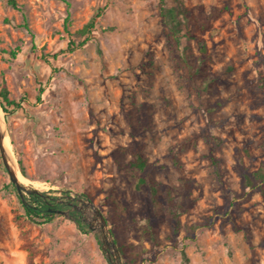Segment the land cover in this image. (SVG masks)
Wrapping results in <instances>:
<instances>
[{"label":"rangeland","instance_id":"374dc122","mask_svg":"<svg viewBox=\"0 0 264 264\" xmlns=\"http://www.w3.org/2000/svg\"><path fill=\"white\" fill-rule=\"evenodd\" d=\"M16 1L0 87L21 181L92 201L125 264H264V0H164L179 37L160 0ZM18 196L0 156V264H110L89 213L38 224Z\"/></svg>","mask_w":264,"mask_h":264},{"label":"water","instance_id":"95a60500","mask_svg":"<svg viewBox=\"0 0 264 264\" xmlns=\"http://www.w3.org/2000/svg\"><path fill=\"white\" fill-rule=\"evenodd\" d=\"M4 113L5 111H3L0 104V156L2 163L7 171L9 180L14 185L20 198L24 197V192L41 194V191L39 189H37L36 187H30L19 179L17 163L13 159L10 149H7L4 143L5 136H7ZM67 197L70 199L68 204L71 207H75L78 211L90 214L89 218L81 217V220L86 221L89 225V228L97 233L101 248L106 253L110 264H125L120 259L118 246L107 227V221L101 210L97 206H95L92 201L90 202L89 199L84 198L79 193L76 194V196L67 195ZM73 200H75L77 203L73 202ZM50 211L63 215L69 214L68 210L62 208H52L50 209Z\"/></svg>","mask_w":264,"mask_h":264},{"label":"trees","instance_id":"16d2710c","mask_svg":"<svg viewBox=\"0 0 264 264\" xmlns=\"http://www.w3.org/2000/svg\"><path fill=\"white\" fill-rule=\"evenodd\" d=\"M7 2L14 8H19V5L16 0H7ZM160 2H161L160 12L165 19L164 21H166V23L170 25L173 35L175 37H179L180 24H181L179 14L183 10L181 5L167 7L165 6L164 0H160ZM97 16L98 15L90 18V20L87 22V24L84 27L85 31L89 32L90 29H92L95 26V22H96L95 18H97ZM83 43L84 42H81L79 44H83ZM70 44L73 45L74 42L70 41ZM18 48L19 47L12 49L11 51L12 54H16V50H18ZM41 93H42V88L40 87L36 97L37 100H40ZM0 104L3 111H5L6 113L13 112L22 106L20 100L17 101L14 99H10L8 97V91L5 89V87H0ZM18 163L20 164L19 167H21L22 163L20 159H18ZM136 164L140 167H143L145 164L144 160L141 158L140 155H138L136 159ZM254 174L257 178L263 179L264 166H262L260 169L255 171ZM18 198H19V204L23 208L24 214L28 220L41 224L51 219L50 217L51 211L49 207L52 203V200L56 199L57 197L50 196L45 191H41V194L28 193V195H24L23 198H20L19 196ZM54 207H60V206L54 205ZM75 219L78 223L82 222L81 218L78 216H76Z\"/></svg>","mask_w":264,"mask_h":264},{"label":"flooded vegetation","instance_id":"af4514ba","mask_svg":"<svg viewBox=\"0 0 264 264\" xmlns=\"http://www.w3.org/2000/svg\"><path fill=\"white\" fill-rule=\"evenodd\" d=\"M57 200H62V201H57ZM68 202H69V200H67V199H59V198H56V199H54V200H52V203H51V205H50V207H49V209H55V208H61V207H63V206H70L69 204H68ZM54 205H59L60 207H54Z\"/></svg>","mask_w":264,"mask_h":264},{"label":"bare ground","instance_id":"6f19581e","mask_svg":"<svg viewBox=\"0 0 264 264\" xmlns=\"http://www.w3.org/2000/svg\"><path fill=\"white\" fill-rule=\"evenodd\" d=\"M4 143H5V146L7 147V149H9V140H8V137L5 136V140H4ZM12 153V152H11ZM19 179L20 180H23V177L22 175L19 174Z\"/></svg>","mask_w":264,"mask_h":264}]
</instances>
